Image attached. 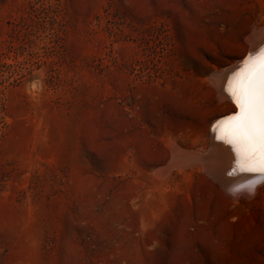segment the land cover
Returning <instances> with one entry per match:
<instances>
[{
	"label": "rangeland",
	"instance_id": "1",
	"mask_svg": "<svg viewBox=\"0 0 264 264\" xmlns=\"http://www.w3.org/2000/svg\"><path fill=\"white\" fill-rule=\"evenodd\" d=\"M261 28L264 0H0V264H264V180L169 167Z\"/></svg>",
	"mask_w": 264,
	"mask_h": 264
},
{
	"label": "snow or ice",
	"instance_id": "2",
	"mask_svg": "<svg viewBox=\"0 0 264 264\" xmlns=\"http://www.w3.org/2000/svg\"><path fill=\"white\" fill-rule=\"evenodd\" d=\"M227 90L238 111L224 121L223 138L242 170L264 176V49L246 59Z\"/></svg>",
	"mask_w": 264,
	"mask_h": 264
},
{
	"label": "bare ground",
	"instance_id": "3",
	"mask_svg": "<svg viewBox=\"0 0 264 264\" xmlns=\"http://www.w3.org/2000/svg\"><path fill=\"white\" fill-rule=\"evenodd\" d=\"M252 36L253 39H249L251 45L250 56L254 57L259 54L262 49H264V28H261V30L259 31L255 30ZM244 63L239 62L236 65H232L228 70H225L224 73H222L223 70H221L218 72L219 74L213 72L210 75V80L213 82L215 87H217L219 83L218 75L222 76V78L220 79L221 88L219 92L221 95L227 97L232 103V97L229 95L227 90L228 83L233 78V76L243 67ZM220 72L222 74H220ZM233 105L235 104L233 103ZM236 110L237 108L235 106L234 111ZM225 120L227 119H221L214 123L215 126L213 127L214 129L211 133L212 140L210 148L206 152V154H203L205 156L199 157V160L197 156L192 155L193 153L189 154L182 152L179 148H177L178 146L175 147L174 145H172V148L174 146V150L172 152L174 155L172 158V164L169 163V167L170 165L177 167L178 165L181 167L185 165H192L191 163L197 161L196 165L199 162L198 165H200L201 169H203L205 173L210 175L221 186H223L226 192L228 191L237 194L238 191L246 189L247 193L249 194L255 190V185L258 186L264 180V176L246 172L241 169L240 165L237 162L238 158L236 152L234 151L232 145L224 140L223 134L220 131ZM193 166L195 165L193 164Z\"/></svg>",
	"mask_w": 264,
	"mask_h": 264
},
{
	"label": "water",
	"instance_id": "4",
	"mask_svg": "<svg viewBox=\"0 0 264 264\" xmlns=\"http://www.w3.org/2000/svg\"><path fill=\"white\" fill-rule=\"evenodd\" d=\"M240 61H242V60H240ZM230 67H231V66H227V67H225L223 70H228ZM236 112H237V110H236V111H232V112H230L229 114H226V115H224V116L219 117L218 120L226 119V118L230 117L231 115H235Z\"/></svg>",
	"mask_w": 264,
	"mask_h": 264
}]
</instances>
